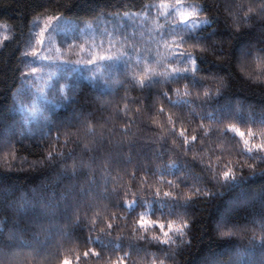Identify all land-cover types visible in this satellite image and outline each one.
I'll return each mask as SVG.
<instances>
[{"label": "trees", "instance_id": "trees-1", "mask_svg": "<svg viewBox=\"0 0 264 264\" xmlns=\"http://www.w3.org/2000/svg\"><path fill=\"white\" fill-rule=\"evenodd\" d=\"M143 2L155 4L157 7L152 8L150 12L141 9L139 7L141 0H0V147L3 146V141L16 131V124L22 120L23 113L18 106L14 105L13 93L21 85L25 89L28 88L21 79L20 72L28 71L30 67L47 69V74L56 73L52 77L51 84L64 77L60 82L68 81L80 86L76 107L84 109V116L75 112L74 106L67 102H61L59 106H55L44 97L36 96L37 105L44 107L47 114L54 116L57 121L75 124L77 120L88 119L90 127L95 129L94 133H90L81 126L79 136L69 137L70 142L63 151L68 152L74 147L71 143L74 139L89 143L97 140L101 133L105 138V151L92 165L95 179L92 182L93 192L89 200L91 208L86 214L84 209L79 212L89 228L95 220V230L89 232L88 228H84L81 232L74 223L58 219L52 234L47 238L46 246L40 250H33L31 234L20 241V247L15 249L17 264H60L66 258L71 260L72 264H78L77 256L81 257L79 264H112L113 261L123 257L125 252L130 253L126 264H206L212 256L227 260L236 255L240 258V264H259L262 255L259 241L264 236V229L260 227L258 205L238 210L228 217L231 223L223 230L227 232L230 229L236 233L235 235L220 236L214 234L212 229L215 222L224 215L230 201L264 184V175L257 174L226 186L209 200L194 199L192 203L181 207L170 206L166 202L162 209L163 215L160 212L153 215L156 206L149 202L154 199L157 191L165 201L168 198L163 197L164 192H171L173 197H178L180 200L194 197V189L196 187L203 189L207 184L206 177L211 175L207 172L209 164L218 166L217 170H219V166L232 161L239 171L240 164L253 163L247 157L237 155L243 149L239 136L233 139L235 135L233 132L221 135L214 131L235 125L245 133L251 129L256 135V142L262 139L260 134L264 132V126L242 122L250 117L258 120L261 109H264V84H258L253 79L259 74L256 64L253 62L249 65L244 61L240 51L242 46L249 43L255 44L259 40V22L255 19L248 23L243 22L248 7L255 6L253 0H180L181 4L194 6L199 10L200 21L209 19V13L200 10L204 4L218 6L214 7L211 14L214 23L202 22L196 29L197 34L203 32L205 36L210 37L206 41V51L201 53L199 47L195 49L200 55L198 61L200 71L196 76L201 78V83L198 87L193 86V77L189 75L186 80L156 84L155 90L158 91H167L169 88L179 89V96L186 99L188 104L184 112H181L178 108L170 107L167 100L156 97L155 107L150 113H145L144 105L137 102L142 99L138 81L146 75L145 68L155 69L156 72L167 69L170 72L169 63L172 67L181 69L185 65L171 60L168 47L159 39V33L165 25L171 24L173 19L177 22L181 19L177 10L172 16L168 15L170 6L175 5L177 0H143ZM133 3L135 7L132 6ZM255 4H259V0H255ZM121 5H127V7L122 8ZM109 9L119 14H107ZM125 12L128 15H124ZM249 15L255 17V13ZM50 17L52 19H49ZM217 25L226 26V30H230L235 35L213 37L212 32ZM81 29H83L82 32ZM45 32L55 36L56 45L52 52L55 58L61 57L62 54V58L59 59L61 61L54 58L51 60L32 58L33 50L37 51L38 56H42L40 54L47 49L43 39ZM125 35L128 37L127 41L124 39ZM73 40L76 42V47L69 51L68 44ZM101 41H103V49L92 47L93 42L98 46ZM176 42L178 37L175 41L172 37H167L168 45ZM81 44L84 45L83 52H80L78 47ZM132 44L139 49V66L136 60L138 54L133 52L130 66L125 65L127 57L113 64V73L108 83H104L99 76L95 80L89 78L90 66L87 65L73 64L75 71L71 66H66L62 72L57 68L58 64L69 58L73 61L77 57L87 59L90 51H103L115 56L127 51ZM183 47L193 51L192 42L186 43ZM149 52L154 59L147 62L144 56ZM49 53L47 51V55ZM188 67L191 68V65ZM124 72H127L126 77L122 75ZM47 74L41 76L45 79ZM260 79L264 80V76ZM33 82L39 83L34 78ZM221 82L228 85L226 88H220L223 95L201 106V101L195 99L197 93L202 100L206 91L216 93ZM126 88L127 93H125ZM186 93L190 95H185ZM26 95L30 96L31 93L28 92ZM170 95L173 100L177 99L176 93H170ZM85 99L88 101L87 104L83 103ZM238 102L241 105L239 107ZM161 106L164 107L163 117L156 111ZM138 108L139 113H137ZM189 108L192 110V115L188 114ZM126 109L128 117L123 118ZM209 112H213L214 117L222 118V123L217 122L215 118H209L207 116ZM149 116L155 119L156 123H152ZM168 116H172L177 121V129L181 126L196 128L202 123L204 129L213 130L214 135L204 142L198 140L185 154L182 146L175 148L172 146V137L168 131L163 130L172 127L167 123ZM180 121H183V125ZM125 125H130L126 133ZM47 130L40 118L33 120L25 127L26 136L29 132L36 135L31 143L25 140V146L22 148L17 144V148L20 149L19 154L27 156L28 160V163L23 164L22 167L20 159L12 160L11 155L6 156L4 150L0 148V193L6 189L9 192L15 190L23 192L42 182L50 186L55 183L57 177L54 171L41 168L39 164L35 169L28 166L40 159L42 146L38 147L37 142L41 134ZM67 131L75 134L76 129L71 128ZM197 131H199L198 128ZM55 135L56 129L53 127L49 139L52 140ZM161 137L168 138V144L165 145L167 150L162 157L160 156ZM245 138L249 137L245 136ZM109 139L114 142L112 146L107 144ZM64 140L65 136L61 135L59 143L63 144ZM121 141L125 143L136 141L132 149L131 163L122 165L119 169L114 165L103 167L109 148H114ZM44 143L47 144L48 141ZM53 143H55L54 140ZM177 145H180L179 140ZM89 146L94 147V144L90 143ZM76 151L79 158L80 150ZM122 151L126 157L127 147L125 146ZM217 156L221 159L216 160ZM7 163H11L13 167L9 169ZM71 163L72 161L69 160L68 164L71 165ZM145 164L148 165L149 171L154 169H166V171L162 175L157 172L156 175L145 176L143 169ZM257 167L264 168V164H258ZM201 169L205 171L202 173ZM134 171L136 175L133 177L131 174ZM249 171L245 166V175ZM181 177L188 183H181L177 187L178 179ZM84 186L88 187V184ZM208 187L212 189V185ZM105 188L107 193L104 191ZM114 188L121 193L127 191L128 195H122V200L131 203L136 197H140L145 201L144 205L133 206L131 210L126 207H113L111 193ZM170 211L171 214H169ZM141 216L149 221L160 220L165 225L169 221L175 225L188 220L191 228L185 240L190 241V244L179 247L173 245L176 250L175 257L166 258L154 242L149 243L139 239L144 235L149 239L153 235L162 237L158 226L148 225L145 229H141L135 223ZM108 223H112L114 227L111 237L113 244L107 249L101 251L99 243H86L79 238L81 236H91L93 240L96 237L104 238L100 229H106ZM134 229L137 231L134 232ZM117 237L122 238L120 248L114 247ZM44 239L45 236L41 235L40 240ZM253 240L255 243H250ZM105 242H107L106 238ZM89 249L99 252L100 256L90 255L85 259L83 252Z\"/></svg>", "mask_w": 264, "mask_h": 264}, {"label": "snow or ice", "instance_id": "snow-or-ice-1", "mask_svg": "<svg viewBox=\"0 0 264 264\" xmlns=\"http://www.w3.org/2000/svg\"><path fill=\"white\" fill-rule=\"evenodd\" d=\"M253 4L255 6H249L247 12L244 15L243 22L248 23L250 20L255 19L259 22V40L253 44L249 43L246 46H242L241 48V58L246 61L249 65L253 62L256 64V69L258 70V75L254 76V82L258 84H264V80H261L260 77L264 76V0H259V4H255V0H253ZM135 7L136 5L133 3L132 5ZM121 7H127V5H121ZM141 9L151 11L152 8L157 7L155 4H145L143 0L139 5ZM186 7L180 3V0H177L175 5L170 6V11L168 13L169 16H172L174 12L178 8ZM187 7H191L187 5ZM214 7L208 4H204L201 7V11L209 13V19L200 21L198 18L190 19V16H193L194 13H186L180 12L179 15L181 19L177 22L173 19L171 24L165 25L164 29L159 33V39L165 42V45L168 47V51L171 56V60H174L180 64H184L185 66L181 68L172 67L171 63H169L168 67L171 69L169 72L167 69H163L160 72H156L155 69L145 68V76L142 77L139 81V92L141 94L142 99L138 100V103L144 105L145 113H150L155 107L156 97H160L164 100H167L170 107L178 108L181 112H184L185 107L188 104V101L183 97L179 96V89L169 88L167 91H158L155 90V85L161 82L169 83V82H178L181 79H188L189 75L193 77L192 84L195 87H198L201 83V78L197 77L196 74L200 71L198 67V61L200 55L195 51L197 47L200 48L201 53L206 51V41L210 39V37L205 36L203 32L197 34L196 29L200 25V23L211 24L214 21L211 19V14L213 13ZM258 9V10H257ZM250 13H255V17L250 16ZM107 14H119L115 10L109 9ZM124 15H128L127 12ZM49 19H52L51 17ZM90 27V25H89ZM83 29H81V32ZM104 33H102L103 35ZM110 35V34H109ZM229 36L233 37L235 33L230 30H226V26L217 25L215 30L212 32V36ZM172 37L175 41L178 37V42L168 45L167 37ZM124 39L127 41L128 37L125 35ZM43 42V41H41ZM192 42L193 51H188L184 49L183 45L186 43ZM158 43V42H157ZM111 44V42H110ZM74 47H76V42L73 40L68 44V50L71 51ZM80 52L84 51V45L81 44L78 46ZM93 48L99 47L103 49V41H101L100 45H95L93 42ZM59 52V49H57ZM136 52L138 55L136 57L137 66H139V49H137L135 44L129 46L127 51L120 52L119 54L113 56L110 54H106L103 51H90L87 59H82L77 57L74 61L69 58L64 60L63 63L58 64L57 68L62 72V69L66 66H71L72 70L75 71L76 68L73 67V64L76 65H87L89 68V78L95 80L99 76V78L104 82L108 83L109 78L113 73V64L121 59L125 60L126 67L130 66V62L133 59L132 53ZM33 59L39 60H51L53 59L50 55L38 56L37 51L33 50L31 53ZM61 57H57L56 59H61ZM145 61L150 62L154 59V57L149 52L148 55L144 56ZM162 63V62H161ZM191 65V68L188 67ZM38 69L36 67H30L28 71H21L20 77L24 81V84L28 85V88L25 89L23 85L20 88L16 89L13 93L14 96V105L18 106L20 111L23 113L22 120L16 124V131L12 132L11 136L6 138L3 141V146L0 147L4 150V154L11 155L12 160L20 159L22 164L28 163L27 156H21L19 154L20 149L17 148V144L20 145V148L24 147V141L27 140L29 143L35 138V133L29 132V134L25 135V127L29 125L33 120L40 118L44 125L47 127V132H44L39 137L37 142V146H42V154L38 161H34L28 166L30 168L35 169L37 164L40 165L41 168L50 169L54 171L57 179L55 183L50 186L46 182H42L39 185L32 187L31 189H25L23 192L20 190H15L9 192L7 189L4 192L0 193V264H17L16 257L17 253L15 249L20 247V241L24 240L31 234L32 246L33 250H40L42 247L46 246L47 238L52 234V229L55 226L58 219H64L69 222H72L76 225L77 228L81 229V232L84 228H88V231L95 230V220H93L92 226L89 228L87 222L82 220L79 212L81 209L85 210V214L89 208H91V204L89 202L91 194L93 192L92 182L95 179V173L93 171L92 165L100 159L101 155L105 151V138L103 133H101L97 140H93L89 143H82L79 139L71 140V143L74 147L68 151H63V148L68 145L70 142L69 137L76 135L79 136V131L81 126L90 133H94L95 129L90 127L88 119H80L77 120L75 124H65L63 121H57L54 116H50L47 114L46 109L44 107H40L37 105L36 96L40 95L48 100L49 103H52L55 106H59L61 102H67L74 106V111L77 112L80 116H84V109L77 108V102L80 95V86L79 84H74L71 82H60L61 77L54 84H49V81L52 79L56 73L49 72L47 74V78L44 79L40 75H36ZM40 72H43V68L40 69ZM67 76V74H65ZM122 75L127 76V72H124ZM35 81H40L44 79V84L41 86L39 83H34ZM228 85L221 82L220 87L217 88L216 93H212L211 91H206L204 93L203 99L199 93L196 95V100L201 101V106L205 104H209L214 98H218L223 95V92L220 88H226ZM128 89H125V93H127ZM30 92L31 95L28 96L26 93ZM170 93H176L177 99L173 100ZM185 95H190V93H186ZM50 97V99H48ZM126 98V96H125ZM30 100V103H29ZM195 101H193L194 103ZM83 103L87 104L88 101L85 99ZM239 105L238 102V107ZM157 114L161 117L164 116V107L161 106L156 110ZM140 112V109H137V113ZM188 114L192 115V110L188 109ZM209 118H215L217 122L222 123V118L214 117L213 112L207 113ZM128 117V110L124 111V117ZM149 119L152 123H156L155 119L149 116ZM245 124L253 123L264 126V109H261L260 118L253 119L249 118L247 120L242 121ZM167 123L172 125L170 129H163L164 131H168L169 135L172 137L171 144L172 146L179 147L182 146L184 148L185 154L187 151L192 149V146L196 144L199 140L204 142L210 139L214 135V131L221 135H227L228 132H233L235 135L232 137L235 139V136H239L240 141L243 143V149L237 153L239 157H247L248 160L253 161V163L240 164L239 171H237L235 165H233L232 161H228L224 163L222 166H219V170H217L218 166L209 164L207 168V172H210L211 175L207 176V184H205L204 188L196 187L194 189V197H188L187 199L180 200L178 197H173L171 192H164L163 197L168 198L167 201L160 197L159 191L154 194V199L149 201L154 204L156 207L154 208L153 215L156 212H160L163 215L162 209L167 202L170 206H185L193 202L194 199H205L209 200L211 197L215 196L218 192L224 189L226 186L232 185L234 183L239 182L240 180L247 179L248 177L255 176L257 174L264 175V168H258V164H264V132H261L262 139L259 142H256V135L252 132L251 129L247 131V133L240 131L235 125H230L227 129L218 128L214 131L211 129L205 130L203 124L197 125L196 128H189L181 126L179 129L176 128L177 121L172 118V116H168ZM183 125V121H180ZM130 125H125L124 132H127V129ZM53 127L56 129V135L52 140L49 139L52 134ZM75 128V134L67 131V129ZM197 128L199 131H197ZM65 129V131H61ZM189 132L191 134L189 135ZM61 135L65 136V140L63 144H60ZM245 136L249 138H245ZM53 140L55 143H53ZM180 141V145H177V141ZM48 141L47 144L44 142ZM238 141V143L240 142ZM94 144V147H90L89 145ZM155 143V141H153ZM109 146H112L114 142L109 139L107 141ZM136 141H128L125 143L121 141L119 145L114 148L110 147L107 153L106 160L103 167H107L109 165H114L117 169L121 168L122 165H127L131 163L132 159V149L135 146ZM168 144L167 137H161L160 143V156L162 157L167 150L165 145ZM127 147L128 155L125 157L123 155L124 147ZM201 146H203L201 144ZM77 149L80 150V156L78 158ZM221 157L217 156L216 160H220ZM71 160V165L68 164V161ZM239 164V161H237ZM245 166L250 170L247 175H245L244 168ZM7 167L11 169L13 165L11 163H7ZM144 175H156L159 172L161 175L166 171V169H154L149 171L148 165L145 164L143 166ZM126 171V167L124 168ZM205 170L201 169L203 173ZM133 177L136 175L134 171L131 174ZM200 179V177H197ZM88 184V187H85V184ZM187 184V180L183 177L178 179L177 187L179 185ZM171 185V181H169ZM208 185H212V189H220L212 190L208 187ZM105 193H107V189L105 188ZM127 196V191L121 193L117 189H112L111 197L113 207L121 208L126 207L128 209H133V206L142 207L145 201L136 197L131 203H128L126 200H122L121 196ZM135 196V193H133ZM259 206L260 213V227L264 229V184L259 185L257 188L253 189L250 193L246 195L233 199L230 201L228 207L225 209V213L220 220L215 222V225L212 229L214 234H219L220 236H232L236 233L229 231L225 232L223 229L227 228L229 223L228 217L234 215L238 210L246 209L249 207ZM131 214V212H129ZM171 214V211L169 212ZM115 215V214H113ZM136 224L140 226L141 229H145L146 226H158L160 232L162 233V237H157L153 235L150 239L146 235L140 236V240H146L149 243H155L157 248L162 251L163 255L166 258H174L176 255V250L173 248V245L179 247L180 245H189L190 241L185 240V236L189 234V230L191 228V224L188 220H184L180 224H173V222L169 221L167 225L160 220H145L143 216L140 219L135 221ZM113 224L108 223L106 229L102 228L100 231L104 234V238L96 237L95 240L91 238V236H81L86 243H99L101 247V251L107 249L109 245L113 244L111 240ZM137 231L134 229V232ZM44 235L45 239L40 240V236ZM105 238L107 242H105ZM121 237H117L114 247L120 248V240ZM250 243H255V240L250 241ZM260 250H261V259L259 264H264V236L261 237L259 241ZM131 247V245H129ZM99 257L100 253L96 252L93 249H89L83 252V257L85 259L89 258V256ZM130 255V253L125 252L124 256L119 258L117 261H113L112 264H126V259ZM77 262L81 259L80 256L76 257ZM60 264H72L71 260L64 259L60 262ZM206 264H240V258L238 255L229 257V259L225 260L222 257L212 256L207 261Z\"/></svg>", "mask_w": 264, "mask_h": 264}, {"label": "rangeland", "instance_id": "rangeland-1", "mask_svg": "<svg viewBox=\"0 0 264 264\" xmlns=\"http://www.w3.org/2000/svg\"><path fill=\"white\" fill-rule=\"evenodd\" d=\"M177 12H178V14L180 13V12H186V13H194V15L193 16H190V19H195V18H199V10L196 8V7H194V6H191V7H182V8H178L177 9ZM180 16V15H179ZM181 18V17H180ZM57 30V29H56ZM58 35V34H57ZM43 39H44V42H45V44H46V46H47V49H44L43 50V52L40 54V55H42V56H45V55H47V51H49L50 53L48 54V55H50V54H52V57L55 59V60H58V61H61V60H59V59H56L53 55H54V53L52 52L53 51V48H54V46L56 45V43H55V36H52V35H50V34H48L47 32H45L44 33V35H43ZM47 72H48V70L47 69H44L43 68V72H40V69H38V75H46L47 74ZM56 72V71H55ZM43 77V76H42ZM47 78V76L45 77V79ZM52 80V79H51ZM51 80L49 81V84H51L52 82H51ZM39 84H41V86H43V84H44V79H41L40 81H39Z\"/></svg>", "mask_w": 264, "mask_h": 264}]
</instances>
